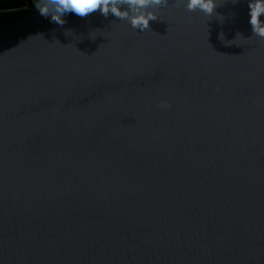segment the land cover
Here are the masks:
<instances>
[{
    "label": "water",
    "instance_id": "1",
    "mask_svg": "<svg viewBox=\"0 0 264 264\" xmlns=\"http://www.w3.org/2000/svg\"><path fill=\"white\" fill-rule=\"evenodd\" d=\"M218 2L0 9V264H264V42Z\"/></svg>",
    "mask_w": 264,
    "mask_h": 264
},
{
    "label": "clouds",
    "instance_id": "2",
    "mask_svg": "<svg viewBox=\"0 0 264 264\" xmlns=\"http://www.w3.org/2000/svg\"><path fill=\"white\" fill-rule=\"evenodd\" d=\"M232 2L237 3L238 0ZM218 4V0H174L172 4H169V0H34L38 14L46 19L50 17V22L61 27L66 23V14L72 13L84 19L99 12L104 18L112 15L116 20L126 22L139 33L152 31L150 22L159 19L158 14L169 7L183 6L187 12L198 11L212 19L217 16ZM248 7L252 37L264 42V0H249ZM221 17L218 19L223 23L224 17ZM220 39L225 43L230 42L225 41L223 32ZM156 107L164 111L171 107V103L161 100Z\"/></svg>",
    "mask_w": 264,
    "mask_h": 264
},
{
    "label": "trees",
    "instance_id": "3",
    "mask_svg": "<svg viewBox=\"0 0 264 264\" xmlns=\"http://www.w3.org/2000/svg\"><path fill=\"white\" fill-rule=\"evenodd\" d=\"M26 3L34 8V0H0V9L23 7Z\"/></svg>",
    "mask_w": 264,
    "mask_h": 264
},
{
    "label": "built area",
    "instance_id": "4",
    "mask_svg": "<svg viewBox=\"0 0 264 264\" xmlns=\"http://www.w3.org/2000/svg\"><path fill=\"white\" fill-rule=\"evenodd\" d=\"M26 6H29V4L27 3V5Z\"/></svg>",
    "mask_w": 264,
    "mask_h": 264
},
{
    "label": "rangeland",
    "instance_id": "5",
    "mask_svg": "<svg viewBox=\"0 0 264 264\" xmlns=\"http://www.w3.org/2000/svg\"><path fill=\"white\" fill-rule=\"evenodd\" d=\"M26 5H27V3L24 6H26Z\"/></svg>",
    "mask_w": 264,
    "mask_h": 264
}]
</instances>
